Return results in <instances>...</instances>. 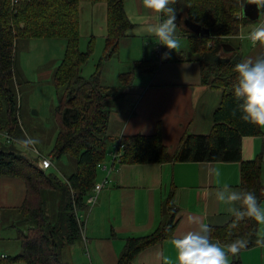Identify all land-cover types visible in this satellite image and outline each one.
<instances>
[{"label":"crops","instance_id":"1","mask_svg":"<svg viewBox=\"0 0 264 264\" xmlns=\"http://www.w3.org/2000/svg\"><path fill=\"white\" fill-rule=\"evenodd\" d=\"M149 1V4L157 2L159 8L145 5L144 0H133L138 11L134 22L127 14L129 4L124 1L125 14L132 27L120 42L137 33L154 34L156 27L159 37L164 30L163 36H180L186 41L177 39L171 45L161 46L163 57L155 70L137 69L133 63L139 60L131 62L133 83L123 90L121 99L109 107L106 131L110 139L106 160L97 166L95 183L105 178L107 183L94 204L88 202V209L79 214V220H84L80 238L61 249V259L67 264H118L129 237L150 234L171 219L174 228L170 236L138 252L129 264H231L235 258L236 250L217 233L242 207L241 161L168 159L133 164L111 161L110 150L120 138L153 135L157 131L172 155L185 134L211 132L213 113L222 99L221 89L201 81L198 54L190 46L191 37L199 35L185 25L188 17L183 16L182 23L171 20L162 16L161 0ZM79 5V23L84 13L86 25L91 29L96 26L104 33L101 37L105 46L106 2L83 0ZM136 26L138 30L134 33ZM170 26H174L173 33ZM253 30L260 36L254 44L246 36ZM93 33L90 30L86 36L90 38L88 46L92 44ZM240 34L242 37L223 41L233 49L226 52L221 46L219 55H239L241 59L240 89L254 102L258 129L255 135L242 138L241 156L243 161L260 158V179L264 186V18L248 19ZM160 41L159 38L161 45ZM120 81L102 83L117 86ZM34 160L37 161V155ZM50 168L43 171L51 172ZM26 196L27 183L23 178L0 174V264H24L20 258L12 259L22 251L19 238L22 231L17 224L21 223L19 209ZM255 241L238 252L242 264H264V199L259 204ZM2 255L8 258L3 259Z\"/></svg>","mask_w":264,"mask_h":264},{"label":"trees","instance_id":"2","mask_svg":"<svg viewBox=\"0 0 264 264\" xmlns=\"http://www.w3.org/2000/svg\"><path fill=\"white\" fill-rule=\"evenodd\" d=\"M81 1L17 0L12 3V0H0V117L5 122H0V137H14L5 128L12 129L17 122V101L10 87L17 38L43 36L66 41L63 60L53 79L58 97L54 114L59 127L50 154L58 158L67 154L75 158V171L62 181L54 173L41 170L36 160L9 145L12 141H0V174L21 177L27 183V196L20 207L27 234L20 232L22 251L12 259L20 258L24 264H67L61 259V249L80 238L82 222L79 221V214L88 206L86 198L96 182L97 166L106 160L110 139L106 131L109 102L120 100L123 90L133 83L131 76L134 71L120 74L121 81L117 86L103 84L98 69L89 77L82 76L80 67L88 61L89 50L81 52L77 47ZM87 1H105L107 4V34L102 59H108L117 52L121 38L132 27L125 14V0ZM252 1L259 6L261 20L264 18V0ZM245 2L161 0L162 16L168 18L169 14L175 16L179 11H184L189 20L209 28V34L192 36L190 46L198 54L202 83L221 89L222 99L213 113L211 132L207 135L185 134L172 155L157 131L153 135L136 134L120 138L123 147L119 149L118 157L121 164L155 163L168 159L241 161L242 207L217 233L236 250L231 264H242L238 252L256 242L258 209L260 201L264 199L260 158L243 161L241 156L242 138L258 132L254 102L240 89L241 59L239 55H219L222 41L235 38L239 26L248 21L242 14L240 20L235 17L237 12L241 13ZM17 16L25 20V28L19 29V32H15L11 26L16 24ZM143 63L149 64L144 70L155 69L153 61L138 62L137 69ZM65 72L67 74L63 75ZM56 188L62 189L58 194L60 204L55 218L50 219L45 211V195L47 190ZM173 228L171 219L150 234L129 237L118 264H129L138 252L170 236Z\"/></svg>","mask_w":264,"mask_h":264},{"label":"rangeland","instance_id":"3","mask_svg":"<svg viewBox=\"0 0 264 264\" xmlns=\"http://www.w3.org/2000/svg\"><path fill=\"white\" fill-rule=\"evenodd\" d=\"M144 3L154 9L159 8L157 2L149 4L151 3L149 0H144ZM126 4H129V11L127 14L133 20L132 22H134V20L136 21V15L138 14L136 4H134L133 0H126ZM15 10L17 11V8ZM185 15L184 11H181L175 16L173 13L171 15L169 14L168 16L170 18H168L182 23L183 16ZM235 17L240 20L242 18L241 13L237 12ZM14 22H16V24L14 23V25L11 26L14 28L15 32H19V29L21 31L25 28L24 17L17 16ZM245 24L246 23H242L239 26L238 34L241 33ZM173 29L174 26L169 27L170 33H173ZM90 30L94 32L92 44H90L91 48L88 46L90 38H86ZM136 30H138V26L134 27L133 32L135 33ZM78 32L79 38L77 47L79 51L85 52L89 50L88 61L83 63L80 67L82 76L89 77L98 69L100 80L108 84H117L119 83L120 74L134 71L131 62L135 60H139L138 62L153 61V68L156 69V64L159 62L158 58L156 60L155 48L159 44V38L162 48L166 47V45L173 44L177 39H181L180 36H163L165 35L164 30H162L163 35L160 34L159 37V31L157 32L156 27L154 34L149 33L148 35H142L137 33L126 40H122L114 55L108 59H102L104 52V37L101 36H104V33H101V30L97 29L96 26L91 29V27L86 25L84 22V13L82 14V23H79ZM181 40L186 41L185 39ZM65 44V39L52 37L39 36L34 38H17L15 44L13 76L10 81V87L17 101V122L12 129L10 127L5 128V130L11 131L14 136L13 138L16 140V142H10L11 144L9 145H12V147L19 151H23L31 159H36V153L50 157L54 162V166L50 168V171L62 181L68 178L76 169V160L70 155L64 154L58 158L54 157L52 153L50 154L59 127L54 114V108L57 105L58 97L53 79L63 60ZM138 62L133 63L134 67ZM148 65V63H143L140 68H148ZM66 74L67 72L63 73V75ZM116 102V100H112L109 102V106L114 105ZM32 110L37 111V113H32ZM3 120L0 117L1 124L5 123ZM1 136L3 137H0V141L2 143H7V135ZM103 181L105 182L100 190H98V193H100L101 189L107 183V179L105 178ZM61 185H63V183ZM47 191L45 195V211L47 216L51 219L55 218L56 209L60 204L58 194L62 189L56 188ZM94 193L95 189L92 187V190L86 198L87 204L90 196H93ZM98 193L96 197H94L95 201ZM87 209L88 208L84 211ZM19 213L21 216V223L17 225L24 234H27V227L22 223L23 218L21 211H19ZM82 222L84 223V220H82ZM63 258L65 259V255Z\"/></svg>","mask_w":264,"mask_h":264},{"label":"built area","instance_id":"4","mask_svg":"<svg viewBox=\"0 0 264 264\" xmlns=\"http://www.w3.org/2000/svg\"><path fill=\"white\" fill-rule=\"evenodd\" d=\"M17 0H12V3L16 2ZM252 42V44L256 43L259 41L260 36L259 33L256 30L251 31L249 34L246 35ZM236 37H242L241 34H238ZM163 57V53L161 50V45L159 44L157 47V58L158 61H161ZM7 141H12V142H16L15 138L7 135ZM120 140V139H119ZM117 141V144L114 147V150L110 153V156L112 158V162H116L118 161V157L120 155V148L123 147V143L120 141ZM38 155V159H37V165L41 170H46L48 168H50L51 166H53V161L50 157H46L44 155H41L39 153H37ZM101 166V163L98 165ZM105 169L110 170L111 168H107L106 166H104ZM105 181H103L102 183H96L93 187L95 189V193L93 194V196H90L89 198V203L93 204L95 201L96 194L98 193V190H100V188L102 187V185L104 184ZM80 221V220H79ZM3 258L7 257L6 255H2Z\"/></svg>","mask_w":264,"mask_h":264},{"label":"water","instance_id":"5","mask_svg":"<svg viewBox=\"0 0 264 264\" xmlns=\"http://www.w3.org/2000/svg\"><path fill=\"white\" fill-rule=\"evenodd\" d=\"M151 1H156V0H151ZM241 14L242 17H247L249 20H256V19L258 20L260 17L259 6L252 0H246V2L242 6ZM185 25L197 35H205L210 33L209 28L203 27L197 22L189 19L185 20ZM221 46L226 52L233 49L232 45L229 43H222ZM32 113H37V111L32 110Z\"/></svg>","mask_w":264,"mask_h":264}]
</instances>
